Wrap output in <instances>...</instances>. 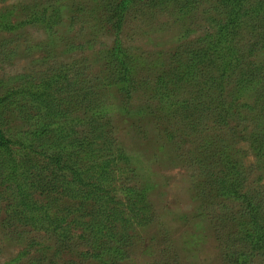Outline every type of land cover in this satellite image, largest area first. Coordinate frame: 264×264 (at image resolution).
Listing matches in <instances>:
<instances>
[{
	"label": "trees",
	"instance_id": "obj_1",
	"mask_svg": "<svg viewBox=\"0 0 264 264\" xmlns=\"http://www.w3.org/2000/svg\"><path fill=\"white\" fill-rule=\"evenodd\" d=\"M110 1L115 0H107V4ZM144 1L150 19L174 6L179 21L200 16L208 27L195 37L187 27L168 57L160 51L156 55L144 52L129 36L126 44L118 38L96 58L100 53L93 44L96 29L109 24L117 34L124 16L129 17L127 10L135 9V1H119L109 10L110 16H97V12L85 16L77 12L84 11L81 5L75 8L65 0L43 4L34 0L29 7L22 5L27 12L19 15L22 18L17 24L11 23L15 7L0 15V62L16 53L21 40L28 52L39 46H29L24 32H18L20 26L30 24L44 31L51 45L45 53L47 59L57 57L53 50L60 32L71 34L76 29L80 47L86 44L91 50L87 52L90 62L103 64L106 85L115 88L125 101H141L138 87L153 89L149 96L157 98L160 105L139 110L157 117L163 110L164 119L171 121L175 130H162L166 140L179 145L186 131L197 133L188 161L196 174H203L199 178L207 180L197 182L199 196L217 207V216L228 228L217 229L224 256L229 264L262 263L264 0ZM67 11L69 23L63 31L62 14ZM73 46L69 41L62 50L66 53ZM59 55H63L61 50ZM50 72L52 75L41 77L38 89L27 92L25 98L21 89L7 90L3 83L7 90L3 92L0 86V187L4 189H0V243L22 245L11 259L20 264H127V247L134 236L127 232L130 218L124 215L125 209L135 218L137 209L144 211L136 224L150 222L147 187L132 185L125 195L130 202L126 208L113 206L117 198L113 193L126 189V177L120 175L125 171L121 163L128 157L119 143L106 136L105 131L113 127L107 94L79 92L84 89L79 86L82 67L75 69L60 61ZM123 108L120 102L119 111ZM6 111H10L8 117ZM19 119L21 122L14 123ZM201 126L206 127L204 133ZM248 153L253 156L251 164L245 163ZM45 238L50 241L46 246ZM39 244L53 250L50 254L43 251V256H28ZM160 262L151 264H163Z\"/></svg>",
	"mask_w": 264,
	"mask_h": 264
},
{
	"label": "rangeland",
	"instance_id": "obj_2",
	"mask_svg": "<svg viewBox=\"0 0 264 264\" xmlns=\"http://www.w3.org/2000/svg\"><path fill=\"white\" fill-rule=\"evenodd\" d=\"M39 1L43 4L47 0ZM119 1L121 0L110 1L109 5L107 0H65L68 4L73 3L75 8L81 5L85 12L80 10L77 12L80 14L83 12L82 14L85 16L91 15V12H97V16H110L109 10L113 9ZM133 1L136 2V7L127 10L126 13L129 14V17L124 16L120 26L121 30L117 34L113 28L108 26L109 24L100 30L96 29L97 33L96 38H93V44L94 49L100 51L95 54L96 58L106 46H113L118 38L123 45L126 44L131 39L129 36L134 38L132 39L134 45L141 47L144 52H152L156 55L160 51L163 56L168 57L172 48L176 46L177 37L187 27L194 31L193 34H190L191 37L203 34L208 27L200 16L195 20L188 19L184 23L179 21L182 19L178 17V11L176 14L174 6L169 8V11L159 13L160 17L155 20L150 19L145 1ZM32 3L34 0H0V15L5 14L8 7L11 9L15 7L11 23L17 24L22 18H19V15L22 16L23 12H27L22 5L25 4L29 7ZM62 15L65 26H60V29L65 31L69 23V12H64ZM82 18L84 20L92 19ZM19 28L18 32L23 31L28 38L29 46L30 44H39V46L33 47V52H28L24 47L26 44L24 45L23 40L20 41L16 53L11 55L8 61L0 62V86L4 83L8 85L7 90L11 87L21 89L22 98L28 97L27 92L38 89L40 78L50 75V69H56L58 63L62 61L71 63L75 69L77 67L84 69L83 75L79 78V86L84 89L79 92L92 90L105 91L107 94L108 103L113 108L109 112L113 127L105 133L108 132L106 136L111 138L115 144L119 143L128 157L127 161L121 163V168L125 171L120 175V177H126V180L123 181L126 189H119L113 193V195H117L113 206L119 209L126 208L130 203L125 196L126 193H130L129 189L132 185L139 184L144 188L147 187L145 194L151 205V210L148 211L152 219L146 224H136L137 220L144 217L143 210L137 209L138 213L135 218L128 208L125 209L124 215L130 218L127 232L131 234V237L134 236L133 244L127 247L130 257L126 259V263L151 264L153 261L161 260L160 263L163 264H229V260L225 258L221 248L222 241L217 234V229L228 231V228L217 216L216 211H219L217 207L212 205L208 198L199 196L197 192L199 187L196 186L197 182L203 180L199 178L203 174H196L195 167L190 166L192 162L188 161V151L194 146L193 141L197 139V133H193L191 130L186 131V134L181 137L183 142L179 145L166 140L161 132L163 129L172 131V128L171 121L167 120V122L164 119L166 116H163V110L159 111L158 117L144 115L139 110V107L149 105L154 109L157 108L159 100L149 96V91L151 92L153 89L147 88V86L138 87L136 92L141 97V101L136 99L125 101L115 88L106 85L103 79L105 75L103 64L100 61L96 64L90 62L87 52L90 53L91 50H88L86 44L83 45L84 48L80 47L81 38L76 37V29L74 33H71L76 37L74 39L69 38L71 34L60 32V41L55 43L53 50L56 51L57 57H55L56 59H47L45 53H47L46 50H51V45H48V38L44 31L30 24ZM69 41H72L74 46L65 53L62 49L66 48V43ZM11 46L13 47V43ZM60 50L63 55H59ZM86 63L90 64V67ZM2 89L4 92L6 87ZM120 102L124 106L122 112L118 109ZM34 104L31 103V105ZM8 112L10 111L5 113L6 117L10 115ZM18 122H21L20 119L14 123ZM205 131L206 127L201 126L200 132L204 133ZM158 134L162 137H159ZM241 145L247 148L245 142ZM245 161V163L251 164L253 162L252 154L248 153ZM203 182L206 183L207 180H203ZM262 182H264V178ZM0 189L2 190L3 187ZM231 239L237 241L236 236ZM225 240L226 238L223 239V241ZM49 242L46 241V238L43 241L44 245ZM0 245H2L0 264H20L11 261V259L16 258L23 248L21 244L16 241H2ZM41 245H35L28 256H43V251L48 249L40 247ZM51 250H48L47 254H50ZM255 264H264V262Z\"/></svg>",
	"mask_w": 264,
	"mask_h": 264
}]
</instances>
